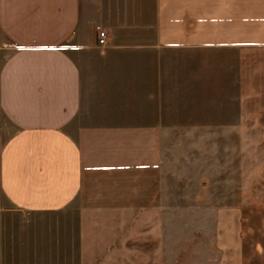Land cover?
I'll use <instances>...</instances> for the list:
<instances>
[{
	"label": "crops",
	"instance_id": "crops-1",
	"mask_svg": "<svg viewBox=\"0 0 264 264\" xmlns=\"http://www.w3.org/2000/svg\"><path fill=\"white\" fill-rule=\"evenodd\" d=\"M145 2L147 23L140 0H0V264L128 250L119 234L139 230L114 243L107 219L135 214L81 205L99 174L151 173L163 140L263 122L264 0ZM214 239L237 264V222Z\"/></svg>",
	"mask_w": 264,
	"mask_h": 264
},
{
	"label": "rangeland",
	"instance_id": "rangeland-1",
	"mask_svg": "<svg viewBox=\"0 0 264 264\" xmlns=\"http://www.w3.org/2000/svg\"><path fill=\"white\" fill-rule=\"evenodd\" d=\"M140 1L141 21L147 23L149 5ZM141 29L150 34V28ZM252 109L254 117L263 115V122L237 136L163 140L164 161L151 173L99 174L101 179L89 196L92 201L81 205L94 211L135 214V218L107 219L108 226L117 229L110 232V241L125 238L128 250L92 252L94 260L105 262L2 264H234L228 262L230 248H217L214 235L235 222L240 238L237 264H264V106ZM104 220L87 221L98 228ZM2 221L13 227L16 219ZM121 228H137L139 234L121 233L117 238Z\"/></svg>",
	"mask_w": 264,
	"mask_h": 264
},
{
	"label": "built area",
	"instance_id": "built-area-1",
	"mask_svg": "<svg viewBox=\"0 0 264 264\" xmlns=\"http://www.w3.org/2000/svg\"><path fill=\"white\" fill-rule=\"evenodd\" d=\"M106 42H107V35H106L105 31H100L98 33V43L100 45H104V44H106Z\"/></svg>",
	"mask_w": 264,
	"mask_h": 264
}]
</instances>
